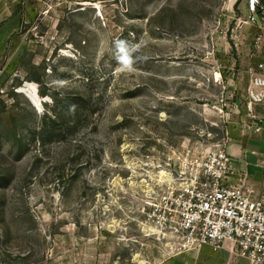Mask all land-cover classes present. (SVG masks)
Segmentation results:
<instances>
[{"label":"rangeland","instance_id":"374dc122","mask_svg":"<svg viewBox=\"0 0 264 264\" xmlns=\"http://www.w3.org/2000/svg\"><path fill=\"white\" fill-rule=\"evenodd\" d=\"M247 17L246 0H0V264L181 254L149 222V203L251 124L244 104L262 55ZM121 40L146 57L134 72L117 71ZM78 94L95 114L53 134ZM53 109L61 122L46 127ZM208 250L252 264L230 243Z\"/></svg>","mask_w":264,"mask_h":264},{"label":"built area","instance_id":"2783aa9c","mask_svg":"<svg viewBox=\"0 0 264 264\" xmlns=\"http://www.w3.org/2000/svg\"><path fill=\"white\" fill-rule=\"evenodd\" d=\"M246 7V23L259 31L255 48L262 56L250 69L244 109L252 122L258 121L256 131H260L264 117L257 115V108L264 105V0H246ZM228 142L203 158L197 175L170 185L152 199L149 222L176 235L182 253L203 247L217 252L230 243L239 258L264 264V156L262 191L257 192L237 170L226 150Z\"/></svg>","mask_w":264,"mask_h":264},{"label":"crops","instance_id":"0c3cea01","mask_svg":"<svg viewBox=\"0 0 264 264\" xmlns=\"http://www.w3.org/2000/svg\"><path fill=\"white\" fill-rule=\"evenodd\" d=\"M264 117V114H258ZM258 121L251 122V126L244 125L241 131L233 133L226 150L236 163V168L245 175V182L254 186L257 192H261L262 171L261 160L264 156V121L260 131H256ZM242 177V176H241ZM236 183V180H230ZM203 247L198 250H191L179 254L170 264H230L229 261L222 262L221 259L231 257L227 251L214 254ZM224 260V259H222Z\"/></svg>","mask_w":264,"mask_h":264},{"label":"trees","instance_id":"16d2710c","mask_svg":"<svg viewBox=\"0 0 264 264\" xmlns=\"http://www.w3.org/2000/svg\"><path fill=\"white\" fill-rule=\"evenodd\" d=\"M59 101L60 100L54 99L56 108H59ZM66 103L68 104V109L66 111L67 116L64 128H61L60 130L53 128L58 122H61V115L57 113V109L49 110V114L44 115L46 127H52L53 134L58 132L59 135H64L68 132V130L75 129L78 125V122L81 121L82 118L87 117L90 114H95L96 112L93 110L91 101L87 100L80 94L68 99Z\"/></svg>","mask_w":264,"mask_h":264},{"label":"clouds","instance_id":"9594fccd","mask_svg":"<svg viewBox=\"0 0 264 264\" xmlns=\"http://www.w3.org/2000/svg\"><path fill=\"white\" fill-rule=\"evenodd\" d=\"M116 48L119 55L116 57L119 72H134L136 71L135 65L146 59V57L135 55L140 48V45H129L127 41H117Z\"/></svg>","mask_w":264,"mask_h":264},{"label":"bare ground","instance_id":"6f19581e","mask_svg":"<svg viewBox=\"0 0 264 264\" xmlns=\"http://www.w3.org/2000/svg\"><path fill=\"white\" fill-rule=\"evenodd\" d=\"M164 174V173H163ZM165 175V174H164ZM166 176V175H165ZM162 178H164V177H162ZM165 178H167V177H165Z\"/></svg>","mask_w":264,"mask_h":264}]
</instances>
